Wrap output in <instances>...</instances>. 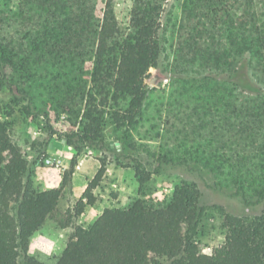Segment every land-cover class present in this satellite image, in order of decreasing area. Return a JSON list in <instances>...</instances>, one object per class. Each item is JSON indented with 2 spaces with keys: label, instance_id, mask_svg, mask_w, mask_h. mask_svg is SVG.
<instances>
[{
  "label": "trees",
  "instance_id": "obj_1",
  "mask_svg": "<svg viewBox=\"0 0 264 264\" xmlns=\"http://www.w3.org/2000/svg\"><path fill=\"white\" fill-rule=\"evenodd\" d=\"M167 1L134 0L124 34L116 0H105L98 19L91 0H24L27 11L23 9L21 17L34 23L35 38L24 48L16 39L0 37V87L6 85L16 100H28L26 114H34L33 98L19 89L8 69L27 80L37 64L51 62L63 69L69 61L77 66L76 61L83 63L84 57L91 56L89 80L75 77L57 86L56 108L80 117L77 129L60 136L78 152L104 151L109 147L104 132L110 122L121 133V150L115 147L113 152L133 168L140 190L173 162L168 154L159 155L156 167L149 170L129 154L135 150L132 131L150 93L145 77L165 51L161 13ZM192 4L188 13L198 19L186 26L184 58L191 55L207 69L214 88L222 83L228 85L226 91L238 89L245 96L244 128L253 139L264 117V81L256 78L264 74V0H195ZM77 99L83 103L79 110L74 109ZM259 151L224 159L229 170L222 173L230 183L214 181L209 186L242 197L247 206L264 202V152ZM206 167L193 170L205 182ZM102 174L101 170L85 191L86 204H80L78 213L95 204L94 190ZM33 175L23 149L12 141L8 123L0 116V264H45L29 255V243L57 210L62 188L41 190ZM201 197L197 184L184 183L174 188L166 202L138 199L128 208L105 209L90 226L75 228L54 264H264L263 216L224 213L223 245L212 255L201 253L195 239L204 214Z\"/></svg>",
  "mask_w": 264,
  "mask_h": 264
},
{
  "label": "rangeland",
  "instance_id": "obj_2",
  "mask_svg": "<svg viewBox=\"0 0 264 264\" xmlns=\"http://www.w3.org/2000/svg\"><path fill=\"white\" fill-rule=\"evenodd\" d=\"M194 1L168 0L163 3L161 32L165 51L155 68L161 70L167 82L155 87L148 82L152 77L150 71L145 77L150 93L137 118L138 125L132 131L135 150H130L129 154L142 160L149 170L156 167L159 155L168 154L173 162L164 165L163 173L153 176L144 190L139 189L128 161L119 160L114 154L115 147L121 150V133H117L110 122L104 132L109 147L104 151L85 148L78 152L60 136L77 129L80 117L63 114L56 108L57 86L71 82L75 77L89 80L93 68L91 56L84 57L83 63L81 59L76 61L77 66L69 61L63 69L54 67L51 62L37 64L27 80L20 79L12 69L7 70L9 77H15L19 89L32 96L34 114H26L24 106L28 100H16L5 85L0 87V116L8 123L12 141L23 149L34 172L35 186L41 190L62 188L57 210L30 240L28 253L31 257L54 264L77 226L88 227L105 209L128 208L138 199L166 202L174 188L184 183L197 184L202 193L200 203L204 214L195 239L203 254L212 255L223 245L224 213L264 217V202L247 206L242 197H230L209 186L214 181L230 183L227 175L222 173L229 170V163L224 159L243 152H264V117L259 123L261 130L256 131L253 139L248 138L250 132L244 128L245 96L238 89L226 91L228 85L222 83L214 88L215 84L209 82L208 70L193 61L191 55L188 60L184 58L181 46L189 37L186 26L198 19V15L188 13L194 7ZM104 2L91 0L97 19L102 16ZM23 4L24 0H0V37L16 39L25 48L35 35L34 23H26L21 17L22 10L27 11ZM133 5L134 0H116L115 3L116 16L124 34L129 30ZM256 75L264 81L263 73ZM77 102L74 109L83 108V103L78 99ZM47 160L53 164H48ZM58 161H61L59 167ZM199 165L207 166L206 182L193 171ZM101 170L103 174L94 190L95 204L86 205L83 212L78 213L80 204H86L85 191Z\"/></svg>",
  "mask_w": 264,
  "mask_h": 264
},
{
  "label": "water",
  "instance_id": "obj_3",
  "mask_svg": "<svg viewBox=\"0 0 264 264\" xmlns=\"http://www.w3.org/2000/svg\"><path fill=\"white\" fill-rule=\"evenodd\" d=\"M150 72L152 73V77L148 80V82L155 87H159L163 82H167L166 76L161 72L158 68H151Z\"/></svg>",
  "mask_w": 264,
  "mask_h": 264
},
{
  "label": "built area",
  "instance_id": "obj_4",
  "mask_svg": "<svg viewBox=\"0 0 264 264\" xmlns=\"http://www.w3.org/2000/svg\"><path fill=\"white\" fill-rule=\"evenodd\" d=\"M47 163H48V164H53V162H52L51 160H47ZM56 165L59 167V166L61 165V161H58V162L56 163Z\"/></svg>",
  "mask_w": 264,
  "mask_h": 264
}]
</instances>
